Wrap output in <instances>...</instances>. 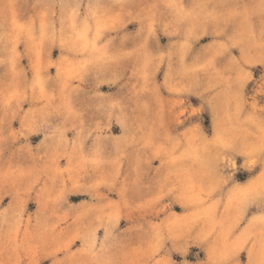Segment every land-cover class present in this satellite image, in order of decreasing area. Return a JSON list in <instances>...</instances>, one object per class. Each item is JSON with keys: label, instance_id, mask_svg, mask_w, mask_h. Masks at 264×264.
Wrapping results in <instances>:
<instances>
[{"label": "rangeland", "instance_id": "rangeland-1", "mask_svg": "<svg viewBox=\"0 0 264 264\" xmlns=\"http://www.w3.org/2000/svg\"><path fill=\"white\" fill-rule=\"evenodd\" d=\"M0 264H264V0H0Z\"/></svg>", "mask_w": 264, "mask_h": 264}]
</instances>
